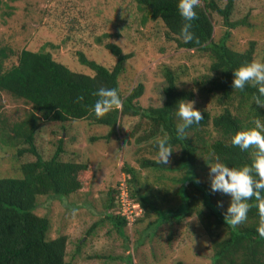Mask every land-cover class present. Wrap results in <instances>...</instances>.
<instances>
[{
  "label": "trees",
  "instance_id": "trees-1",
  "mask_svg": "<svg viewBox=\"0 0 264 264\" xmlns=\"http://www.w3.org/2000/svg\"><path fill=\"white\" fill-rule=\"evenodd\" d=\"M233 1L226 0L220 6L214 0H198L194 8L197 16L191 21L193 39L185 42L180 34L184 21L177 8L178 0H132L140 25L158 21L165 41L173 43L177 50H193L210 60L207 74L194 82L200 93L214 99L221 112L211 115L208 111H201L203 119L186 129L185 138L176 134V104L181 99L193 100V93L179 89L173 70L164 67L161 80L154 86L158 103L141 107L138 101L145 94L144 75L136 76L131 87L122 86L127 64L134 58V52L126 51L118 44L120 35L115 28L90 15L89 9L79 8L76 4L60 8L50 6L42 14L48 29L61 31L68 27L73 40L80 39L86 29L91 36L87 35L102 47V51L114 58L110 65L90 56L93 53L85 52L83 47L70 50L73 59L70 60L74 62L70 66L56 59L59 44L49 42L37 49L19 50L7 43L0 45V93L18 99L25 106L22 112L14 111L10 118L0 111V145L15 149L12 155L17 160L25 153L35 156L34 161L20 164L15 173L0 177V264H67L68 238L58 235L47 239L50 222L46 216L34 212L40 205L37 199L45 196L52 200L89 191L93 182L96 170L90 161L79 160V157L76 161L60 158L65 153L63 136L50 158L43 159L38 154L34 137L40 126L58 123L62 134L66 123L87 121L93 129L107 127L106 140L122 134L124 139L131 141L140 126L133 123L126 132V125L136 118L145 120L147 125L142 130L146 131L145 134L134 142L135 145L150 141L151 150L157 153L156 141L167 135L172 149L179 148L180 153L167 165L157 163L155 158L139 162L140 168L153 174V186L141 184L137 170L124 163L123 177L108 190L107 200L103 203V218L89 228L88 234L107 219L127 242L126 227L138 223L141 216L152 218L142 232L144 237H153L158 228L179 224L185 218L195 216L199 228L209 238L210 264H264V190L261 199L253 196L248 201L246 219L232 225L225 216L230 197L222 192L213 194L210 185L202 183L196 173L198 149L195 141L202 146L200 152L208 155V163H215L218 157L229 167L251 164L254 146L241 150L231 144V137L242 126H252L257 117L264 122V96L259 94V86L249 82L243 90L232 87L233 73L240 66L254 61L255 56L253 42L244 50L234 49L228 43L232 29L246 24L245 19L230 20ZM214 13L222 18L225 27L217 41L213 38ZM9 16L7 12L1 15L3 18ZM84 20L88 21L85 26L81 24ZM60 41L64 48L70 49L68 37ZM108 85L116 86L121 100L97 118L93 105L98 97L93 93ZM256 98L260 104L256 103ZM209 126L219 137L211 143L204 139L209 134ZM189 133L197 140L188 136ZM96 139L91 135L87 141L94 143ZM162 172L171 173L176 178L171 180L177 185L171 192L155 186L158 180L164 179ZM144 187L146 191L143 192ZM121 190H125L129 200L141 210L131 222L123 214ZM141 241L137 240L136 244H142ZM127 261L131 264L129 256Z\"/></svg>",
  "mask_w": 264,
  "mask_h": 264
},
{
  "label": "rangeland",
  "instance_id": "rangeland-1",
  "mask_svg": "<svg viewBox=\"0 0 264 264\" xmlns=\"http://www.w3.org/2000/svg\"><path fill=\"white\" fill-rule=\"evenodd\" d=\"M0 1V45L7 43L10 47L19 50L22 48L37 49L49 42L59 44L56 59L70 66L74 65V62L70 60L72 59L70 50L83 47L85 52L93 53L89 54L90 56L101 60L105 65H110L114 58L110 53L102 51V47L92 40L91 34L86 29L80 39L75 38L74 40L71 38L72 34L68 27L61 31L48 29L43 11L50 6L60 8L62 5L76 4L79 8L89 9L90 15H95L102 20L101 22L115 28L120 35L117 43L126 51L134 52V58L127 64L122 86L131 87L136 76L144 75L145 94L138 101L141 107L158 103L154 86L161 80L162 69L168 67L176 75L177 87L193 93L195 108L208 111L211 115L221 112L220 107L215 106L214 99L200 93L195 85L199 78L207 74L209 58L193 50H177L173 43L164 40L163 30L158 21L140 25L139 14L132 0ZM214 1L223 6L226 0ZM4 12L10 14L9 18L1 17ZM239 19H245L246 24L232 29L228 43L234 49L244 50L253 42L254 60L262 61L264 57V0H234L230 20ZM212 20L214 23L213 38L217 41L225 31V27L219 15L214 13ZM81 24L85 26L88 21H81ZM64 37L69 38L68 47L70 49L64 48L59 43ZM0 107V111L3 110L10 118L14 111L22 112V107L25 106L18 99L3 92L0 93ZM133 123L138 124L140 128L134 133L131 141L124 139L122 134L106 140L104 136L109 131L108 128L95 127L93 129L87 121L66 123L62 134L58 123H44L40 126L34 137V145L43 159L52 156L58 140L63 136L65 153L61 154L60 158L63 161H76L78 157L79 160L86 159L96 170L89 191L52 200L46 199L45 196L37 199L40 205L34 212L38 216H46L50 222L47 239L58 235H65L68 238L65 249L67 264H128V256L131 264H210L212 252L209 238L199 228V220L195 216L187 217L179 224L171 223L160 227L153 237H144L142 233L147 222L152 218L141 216L138 223L126 227L127 242L115 232L112 222L107 219L88 234L89 228L103 218V203L107 200L108 190L114 188L118 179L123 177L124 163L137 170L141 184L144 182L154 185L153 174L147 169L140 168L139 162L147 158L157 159V153L151 150L150 141L134 144L139 137L145 134L146 131L142 130L147 124L142 119L129 120L126 132H129ZM208 129L209 134L204 136V139L211 143L219 137L211 131L210 126ZM91 135L98 138L96 142L87 141V139L90 140ZM188 136L194 139L192 133ZM195 146L198 149L196 173L202 183L210 185L209 166L214 162L208 163V155L200 152L202 148L200 143L195 141ZM14 152L15 149L0 145V177L11 175L15 173L20 164L35 160V156L28 153L23 154L17 160L12 155ZM179 153V148L173 149L169 164L172 157ZM162 174L164 179L158 180L155 186L162 191L171 192L177 186L171 180L176 178L171 173L162 172ZM212 193L215 192L212 191ZM73 209L76 210L75 213ZM137 240H142V244L137 245Z\"/></svg>",
  "mask_w": 264,
  "mask_h": 264
},
{
  "label": "clouds",
  "instance_id": "clouds-1",
  "mask_svg": "<svg viewBox=\"0 0 264 264\" xmlns=\"http://www.w3.org/2000/svg\"><path fill=\"white\" fill-rule=\"evenodd\" d=\"M197 3L198 0H178L177 8L184 21L180 34L185 42L193 39L191 21L197 16L194 10ZM233 74L232 87L243 90L245 85L251 82L259 86L258 92L264 96V62L260 60L248 62ZM93 95L98 97L93 105V112L97 118L103 116L113 104L121 100L114 85L101 87ZM194 103L193 100L181 99L176 104L178 117L176 134L181 138H185L186 129L203 119L201 111L194 107ZM256 103L260 104L259 98H256ZM231 144L241 150L254 146L253 161L251 164L229 167L217 157V161L209 166L210 188L213 192H222L230 197L225 216L230 219L232 225H238L246 219L250 198L255 196L261 199V191L264 190V122L257 117L252 121V126H242L232 135ZM156 147L157 163L167 165L173 152L170 137L165 135L159 138ZM75 211L73 209V213Z\"/></svg>",
  "mask_w": 264,
  "mask_h": 264
},
{
  "label": "built area",
  "instance_id": "built-area-1",
  "mask_svg": "<svg viewBox=\"0 0 264 264\" xmlns=\"http://www.w3.org/2000/svg\"><path fill=\"white\" fill-rule=\"evenodd\" d=\"M125 190H121V204L123 207L122 210H123V214H125L127 219L131 222L134 216H138L140 214L141 210L138 208L137 204H134L129 200Z\"/></svg>",
  "mask_w": 264,
  "mask_h": 264
}]
</instances>
